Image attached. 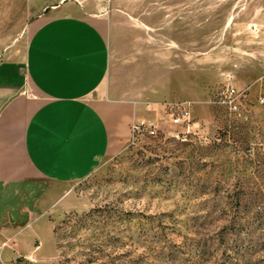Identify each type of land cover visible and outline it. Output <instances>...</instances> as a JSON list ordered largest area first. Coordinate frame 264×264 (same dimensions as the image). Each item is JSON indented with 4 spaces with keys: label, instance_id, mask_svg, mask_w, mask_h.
<instances>
[{
    "label": "rangeland",
    "instance_id": "374dc122",
    "mask_svg": "<svg viewBox=\"0 0 264 264\" xmlns=\"http://www.w3.org/2000/svg\"><path fill=\"white\" fill-rule=\"evenodd\" d=\"M64 3L103 16L104 87L143 118L59 201L39 195L48 182L0 189L13 234L0 235V264H264V0ZM32 30L0 49L21 52ZM227 78L244 91L236 116L210 104ZM183 101L187 133L166 107Z\"/></svg>",
    "mask_w": 264,
    "mask_h": 264
},
{
    "label": "crops",
    "instance_id": "0c3cea01",
    "mask_svg": "<svg viewBox=\"0 0 264 264\" xmlns=\"http://www.w3.org/2000/svg\"><path fill=\"white\" fill-rule=\"evenodd\" d=\"M27 26L21 52L0 49V189L48 182L39 195L61 191L59 201L121 149L142 109L104 87L103 16L89 19L64 0H0V48ZM9 232L0 229L6 239Z\"/></svg>",
    "mask_w": 264,
    "mask_h": 264
},
{
    "label": "built area",
    "instance_id": "2783aa9c",
    "mask_svg": "<svg viewBox=\"0 0 264 264\" xmlns=\"http://www.w3.org/2000/svg\"><path fill=\"white\" fill-rule=\"evenodd\" d=\"M243 94L244 91L235 89L229 82V78H227L217 88L210 104L223 108L230 116H236L239 114V100ZM259 102L263 103L264 99H259ZM166 107L169 111L170 122L173 125L181 127L187 133L193 125L190 120V103L183 101L178 104H167ZM135 129L136 126L133 124L130 131L133 132Z\"/></svg>",
    "mask_w": 264,
    "mask_h": 264
},
{
    "label": "trees",
    "instance_id": "16d2710c",
    "mask_svg": "<svg viewBox=\"0 0 264 264\" xmlns=\"http://www.w3.org/2000/svg\"><path fill=\"white\" fill-rule=\"evenodd\" d=\"M132 218L133 217L130 216V214L125 213L124 218L122 219V222H130ZM221 241H222V237H220V236L217 235L216 238H215V244L220 243L221 245H225L230 250H232L231 245H230V242H229V244L226 245V242H224V241L221 242Z\"/></svg>",
    "mask_w": 264,
    "mask_h": 264
}]
</instances>
